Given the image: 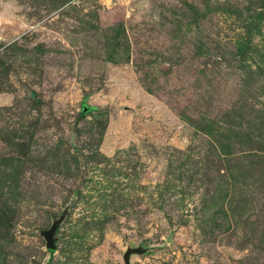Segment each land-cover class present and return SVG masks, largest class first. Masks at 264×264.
<instances>
[{
  "label": "rangeland",
  "instance_id": "rangeland-1",
  "mask_svg": "<svg viewBox=\"0 0 264 264\" xmlns=\"http://www.w3.org/2000/svg\"><path fill=\"white\" fill-rule=\"evenodd\" d=\"M128 245L264 264V0H0V264Z\"/></svg>",
  "mask_w": 264,
  "mask_h": 264
},
{
  "label": "water",
  "instance_id": "water-1",
  "mask_svg": "<svg viewBox=\"0 0 264 264\" xmlns=\"http://www.w3.org/2000/svg\"><path fill=\"white\" fill-rule=\"evenodd\" d=\"M73 204V199H70L63 207L59 215L55 218H51L50 224L47 228H38L35 230V235L41 237L44 241V247L47 250H55L57 248L58 236L55 234L56 230L65 220L71 205ZM151 248V246H130L128 245L122 254V264H131L130 257L134 254H145Z\"/></svg>",
  "mask_w": 264,
  "mask_h": 264
},
{
  "label": "trees",
  "instance_id": "trees-1",
  "mask_svg": "<svg viewBox=\"0 0 264 264\" xmlns=\"http://www.w3.org/2000/svg\"><path fill=\"white\" fill-rule=\"evenodd\" d=\"M97 107L95 106H86L84 100L81 101V109L78 111V117H83L86 113L91 110H95ZM49 252H52L49 250Z\"/></svg>",
  "mask_w": 264,
  "mask_h": 264
}]
</instances>
